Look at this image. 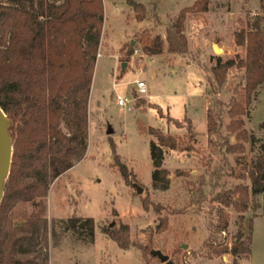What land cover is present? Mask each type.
Listing matches in <instances>:
<instances>
[{
    "label": "rangeland",
    "instance_id": "1",
    "mask_svg": "<svg viewBox=\"0 0 264 264\" xmlns=\"http://www.w3.org/2000/svg\"><path fill=\"white\" fill-rule=\"evenodd\" d=\"M127 1L102 0L104 21L88 100L84 158L49 185L46 199L21 208L28 213L43 212L49 231L53 222L49 264H165L151 256V251L167 255L173 264H264V194L250 197L244 212L223 207L228 227L225 231L213 228L218 204L211 202L208 184L210 174L222 170L224 159L221 149L208 144L206 133L211 100H226L238 80L237 70H230L215 96L209 92L207 70L217 57L226 61L242 54L234 33L248 14L259 12L258 0H208L207 12L189 13L184 22L183 55L167 51L165 27L195 0H132L145 6L155 3V11L143 21L135 19ZM157 35L163 39V52L146 54L143 47ZM135 79L145 82L146 95L137 96ZM117 94L133 100L119 107ZM244 120L245 128L259 142L251 151L246 144L244 153L226 157L232 172L225 171L219 187L244 184L237 176L260 151L264 84L255 92ZM151 129L179 141L180 150L164 148L163 167L170 181L166 190L155 189L151 183L149 142L156 141ZM114 155L131 172L128 182L115 166ZM202 180L205 186L199 192ZM136 187L142 192L137 193ZM72 215L94 220L92 238L87 230L68 226ZM249 219L247 257L211 252V248L229 249L244 240ZM113 224L128 226L127 248H120L103 233Z\"/></svg>",
    "mask_w": 264,
    "mask_h": 264
},
{
    "label": "trees",
    "instance_id": "2",
    "mask_svg": "<svg viewBox=\"0 0 264 264\" xmlns=\"http://www.w3.org/2000/svg\"><path fill=\"white\" fill-rule=\"evenodd\" d=\"M127 2L137 21H143L155 11L154 2L147 6L132 0ZM258 2L259 12L248 14L234 33L235 45L242 54L226 61L217 57L215 65L207 70L209 92L215 96L230 70H237L238 79L230 90L231 95L226 100L214 97L206 111L208 144L221 149L224 159L222 170H214L208 184L211 202L218 204L213 227L216 231H225L228 227L223 207L244 212L250 197L264 194V140L253 162L244 166L245 172L237 176L244 184L230 187L218 184L225 171L232 172L226 157L244 153L246 144L251 151L259 142L245 128L244 120L255 92L264 84V0ZM207 10L208 0H195L166 24L164 35L169 53L186 52V16ZM103 21L102 0H0V108L11 122L12 138L10 172L0 203V264H49L47 248L49 236L55 237L53 222L49 231L43 212L28 213L21 208L46 199L49 185L86 154L88 100ZM143 50L149 55L161 54L163 39L155 36ZM259 128L264 132V120ZM151 135L156 138L149 142L151 183L155 189L166 190L170 181L163 167L164 148L180 150L179 141L159 129H151ZM114 159L128 182L131 172L117 155ZM203 186L202 180L198 184L199 192ZM216 188L219 189L215 191ZM144 206L147 207V200ZM16 219L21 223L13 224ZM67 224L73 230H87L92 238V218L72 215ZM247 230L245 239L235 242L231 248H211V252L247 257L251 243L250 219ZM103 233L120 248L129 246L126 224H113L103 229Z\"/></svg>",
    "mask_w": 264,
    "mask_h": 264
},
{
    "label": "water",
    "instance_id": "3",
    "mask_svg": "<svg viewBox=\"0 0 264 264\" xmlns=\"http://www.w3.org/2000/svg\"><path fill=\"white\" fill-rule=\"evenodd\" d=\"M215 51L218 52L217 49H215ZM10 125V120L0 108V203L3 196V186L9 175L11 166L12 138L9 131ZM136 191L137 193H141L142 189L136 187ZM186 247L187 246L184 245V248ZM151 254L152 256L157 257L161 263L173 264L167 255H164L159 251H152Z\"/></svg>",
    "mask_w": 264,
    "mask_h": 264
},
{
    "label": "built area",
    "instance_id": "4",
    "mask_svg": "<svg viewBox=\"0 0 264 264\" xmlns=\"http://www.w3.org/2000/svg\"><path fill=\"white\" fill-rule=\"evenodd\" d=\"M135 93L137 96L141 97L147 94V87L143 80L141 79H135L133 81ZM113 85H116L115 83ZM133 100V97L127 98L126 96H122L120 94L116 95V103L119 107H124L128 103H130Z\"/></svg>",
    "mask_w": 264,
    "mask_h": 264
},
{
    "label": "bare ground",
    "instance_id": "5",
    "mask_svg": "<svg viewBox=\"0 0 264 264\" xmlns=\"http://www.w3.org/2000/svg\"><path fill=\"white\" fill-rule=\"evenodd\" d=\"M217 49V48H216ZM218 50V49H217ZM218 52H219V50H218Z\"/></svg>",
    "mask_w": 264,
    "mask_h": 264
}]
</instances>
